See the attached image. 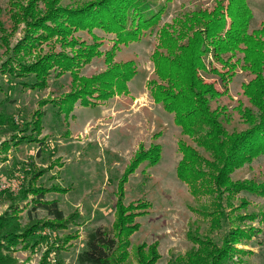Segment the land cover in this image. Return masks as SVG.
<instances>
[{"label":"trees","instance_id":"trees-1","mask_svg":"<svg viewBox=\"0 0 264 264\" xmlns=\"http://www.w3.org/2000/svg\"><path fill=\"white\" fill-rule=\"evenodd\" d=\"M78 1L71 0V3ZM170 1L81 0L75 7H65L60 6L59 0H13L11 18L14 27L24 23L23 35L11 48L7 45L6 35L2 36L8 56L0 69L7 76L20 80L33 75V83L23 82L29 89L47 86L52 73L56 77L70 73L68 93L59 98L42 99L39 103L40 106L47 102L55 104L59 116H68L77 103L95 106L128 92L127 82L138 72L137 60H116V57L122 46L138 42L156 27L157 43L150 54L154 77L147 81V88L153 101L172 114L173 123L190 139V142L178 140L181 158L176 176L197 200V205L191 208L201 218L193 221L188 229V238L193 245L184 255L167 264H225L233 259L234 253H247L237 245H247L260 232L250 225L242 228L241 224L246 220L253 221L259 212H242L247 210L249 201L237 194L245 192L264 197V179L233 180L231 173L264 154V18L256 28L249 30L252 11L248 0H226V4L216 0L211 10L182 11L170 23L159 25ZM95 28L113 35L111 49L105 52L98 49L100 42L93 32ZM79 31L88 33L92 42L76 35ZM43 43L49 47L47 51L43 50ZM56 44H59V50H55ZM68 47L70 52L66 50ZM101 55H104L103 71L90 76L78 75L84 64ZM209 56L212 61L207 65L205 58ZM212 62L222 69L213 66ZM238 69L246 76L241 83V95L248 105L237 99V104L229 108L222 97L228 92L227 84ZM200 71L215 74L223 90L206 82ZM35 114L32 129L37 132L43 113L36 110ZM235 114L246 125L244 128L231 125ZM19 137L20 141L36 140L31 135ZM161 151L159 143H151L148 148L138 147L118 184L120 192L116 194L113 229L97 226L85 232V247L77 254L79 264L157 262L156 242L133 246L130 239L139 229L135 218L145 214L151 203L138 198L124 204L122 188L128 175L141 164H157ZM48 170H27L23 185L16 190H3L9 193L10 203L0 215V264H18L14 255L17 250L29 247L32 251L50 238L40 230L45 227L55 230L71 222V218H77L76 213L64 216L57 200L45 198L48 192L66 191L57 184L43 186L37 183ZM205 197L210 200H202ZM235 198L237 205L231 202ZM223 199L231 207L232 214L223 208ZM25 201L24 205H30V208L20 207ZM37 209L45 210L48 217H38ZM260 214L264 219V209ZM205 223L207 228L201 233ZM228 225L229 229H224ZM221 227L223 231H220ZM207 231H211L212 236L207 235ZM69 238L64 237L63 241ZM53 239L60 240L56 235ZM130 245L132 252L128 251ZM48 249L50 251L51 247Z\"/></svg>","mask_w":264,"mask_h":264},{"label":"rangeland","instance_id":"rangeland-1","mask_svg":"<svg viewBox=\"0 0 264 264\" xmlns=\"http://www.w3.org/2000/svg\"><path fill=\"white\" fill-rule=\"evenodd\" d=\"M12 1L0 0V65L8 56L2 36L6 35L7 45L11 48L23 35L24 23L20 22L14 27L11 18ZM226 3L223 0V4ZM248 3L252 11L249 30H252L264 18V0H248ZM59 4L75 7V4H81V0L75 4L71 0H59ZM215 4L216 0H171L159 25L170 23L182 11L200 8L211 10ZM93 32L99 36L98 49L101 52L111 49L112 34L98 28ZM76 35L92 42L91 36L85 31H79ZM156 38L154 27L138 42L122 46L118 53L116 60L135 58L138 63L137 74L127 82L126 94L115 95L95 106L77 103L68 116H59L55 104L47 102L40 106L39 103L42 99L59 98L68 93L72 78L70 73L58 77L52 73L47 86L29 89L24 87L23 82L33 83V75L20 80L7 76L0 69V215L10 203L9 193L3 190H16L25 183V171L40 168L49 170L37 179V183L43 186L57 184L66 189L62 193L48 192L45 198L57 200V206L64 216L77 214V218H71L73 220L64 227L55 230L45 227L40 230L49 234L50 238L32 251L29 247L17 250L14 255L18 264H79L77 254L85 247V232L97 226L113 229L116 194L120 192L118 184L138 147L148 148L151 143L161 145L159 162L150 166L141 164L128 175L122 188L124 204L138 198L151 203V208L145 214L135 218L139 229L131 234V244L156 242L159 258L155 264H167L175 257L184 255L193 245L188 238V229L193 221L201 220L191 208L197 205V200L189 194L188 186L176 176L177 163L181 158L177 149L178 140L190 142V139L182 135L180 128L173 123L172 114L153 101L147 88V81L154 77L150 54L157 43ZM42 47L44 51L49 49L46 43ZM59 49V44H56L55 50ZM66 50L70 52L69 47ZM103 59L104 55L94 57L79 69L78 75L90 76L103 71ZM208 61H212L210 56L205 58L207 65ZM212 65L222 69L218 63L212 62ZM200 74L216 89L223 90L215 74L209 71H200ZM245 80L246 76L238 69L228 82V92L222 99L230 105L229 108L237 104V99L248 105L246 98L241 95V83ZM36 110L43 113L37 132L32 129ZM233 124L238 129L246 126L238 114L234 115ZM19 135H31L36 140L20 141ZM231 176L233 180H263L264 154L235 169ZM237 196L249 201L247 210L242 212H259L253 221L246 220L241 224L242 228L250 225L260 232L247 245H237V248L247 253H234L233 259L225 264H263L264 219L260 212L264 209V197L245 192ZM205 199L210 200L208 197L202 200ZM231 202L238 204L236 198ZM25 203L20 204V207L30 208ZM222 206L228 214H232L225 199L222 200ZM35 214L48 217L42 209H37ZM203 225L201 233L207 228L206 223ZM229 227L224 229L228 230ZM220 231H223V227ZM54 235L60 238L58 242L53 239ZM207 235L212 236L211 231H207ZM67 236L71 238L63 241ZM48 246L51 247L50 251ZM128 251L132 252L131 245Z\"/></svg>","mask_w":264,"mask_h":264}]
</instances>
